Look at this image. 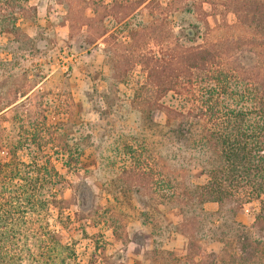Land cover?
Segmentation results:
<instances>
[{"label": "trees", "instance_id": "trees-1", "mask_svg": "<svg viewBox=\"0 0 264 264\" xmlns=\"http://www.w3.org/2000/svg\"><path fill=\"white\" fill-rule=\"evenodd\" d=\"M58 1L67 5L71 22L81 20L78 29L86 26L90 30L93 21H100L99 31L89 37L90 45L109 35L104 25L107 18L130 25V20L142 10H148L150 21L129 29L134 39L157 29L161 16L168 10L159 0ZM31 12L36 14V9L28 5V0H0V30L9 29L18 37L19 18ZM233 12L255 34L246 40L225 41V49L224 44L198 45L192 29L174 46L155 39L161 47V57L145 58L144 69L147 85L158 100L137 102L147 106L141 112L150 124L155 110L165 111L171 123L169 131L180 150L199 151L198 164L207 181H187L184 172L187 173L189 160L180 159L178 171H171L165 162L161 171L165 180L162 179L163 185L160 183L161 193L156 194L158 177L149 167L150 160L142 161V155H131L134 165L125 162L120 174L125 195L134 189L138 194L144 192L149 202L160 206L172 204L181 210L183 221L177 230L188 239L187 257H200L199 264H206L214 256L204 250L200 234L207 236L215 228L221 231L219 238L227 250L235 245L234 252L225 249L226 264H264V63L259 62H264V2L240 0ZM246 52L258 58V63L244 65L242 59L251 58L245 57ZM258 74L259 79H252ZM34 90L35 87L23 92L0 91V150L7 146L12 154L8 161L0 159V264H80L75 246L58 240L49 218L53 208L64 211L71 205L64 197L69 182L58 170L56 161L60 159L65 166L76 167L83 148L72 144V124L50 125L42 109L33 108L37 99ZM170 94L183 98L185 105L178 109L159 103V99ZM9 119L16 129L13 138L8 137L3 126ZM198 126L202 136L191 142ZM20 152L27 160L19 159ZM254 200L260 203L259 210L253 225L247 227L236 217ZM208 203L219 206L223 225H214L215 217L205 211Z\"/></svg>", "mask_w": 264, "mask_h": 264}, {"label": "rangeland", "instance_id": "rangeland-1", "mask_svg": "<svg viewBox=\"0 0 264 264\" xmlns=\"http://www.w3.org/2000/svg\"><path fill=\"white\" fill-rule=\"evenodd\" d=\"M159 1L168 10L157 29L134 39L129 29L148 23V10H142L130 20V25L105 19L109 35L90 45L89 37L99 31L100 21H93L90 30L86 26L78 29L81 20L71 22L67 5L58 0H28L36 14L19 18L18 37L9 29L0 30V91L23 92L35 87L33 95L37 94V99L33 108L42 109L50 125L72 124V144L83 148L76 167L56 161L69 182L64 197L71 205L64 211L53 208L49 218L58 240L75 246L80 264H199L201 260L187 257L188 239L177 230L183 221L178 207L149 202L144 192L138 194L134 189L125 195L120 183L124 163L134 165L131 157L140 155L142 161L150 160L149 167L158 177L156 194L161 193L160 183L165 180L161 175L165 162L171 171H178L180 159L189 160L187 173L184 172L187 181H207L198 164L199 151L180 150L169 131L171 123L165 111L155 110L151 124L143 117L141 111H146L147 106H141L139 101L158 100L147 85L144 61L150 55L161 57L156 40L174 46L188 29L194 31L198 45L224 44V49L225 41L246 40L255 31L233 12L240 0H176V4L173 0ZM171 4L173 7L169 8ZM246 56L251 58H243L244 65L258 63L251 52H246ZM10 61L13 63L8 65ZM255 78L259 79V74L252 77ZM159 101L178 109L185 105L183 98L173 94ZM3 126L8 137L13 138V122L9 119ZM200 136L198 126L191 142L200 140ZM11 157L7 146L1 148L2 161ZM19 159L27 160V156L20 152ZM174 177L173 174L172 182ZM259 206L256 200L247 203L236 220L251 227ZM107 208L110 210L105 213ZM205 211L215 217V226L225 222L216 203L206 204ZM214 230L207 236L200 234L206 253L214 254L206 264H226L227 247L219 238L221 231ZM230 247L228 250L234 252L235 245Z\"/></svg>", "mask_w": 264, "mask_h": 264}]
</instances>
